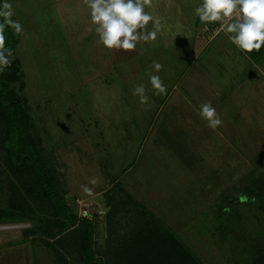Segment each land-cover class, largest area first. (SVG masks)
<instances>
[{
  "label": "rangeland",
  "instance_id": "1",
  "mask_svg": "<svg viewBox=\"0 0 264 264\" xmlns=\"http://www.w3.org/2000/svg\"><path fill=\"white\" fill-rule=\"evenodd\" d=\"M181 1L197 29L192 12L198 0ZM10 2L24 28L14 54L25 78L28 126L42 139L70 211L91 221L94 256L102 264H264V251L256 254L264 247V105L241 96L245 83L239 106L225 101L216 109L223 123L215 130L199 115L203 95L194 97L196 104L189 96L182 105L170 99L158 117L145 70L168 54L157 56L138 44V56L120 61L97 43L94 29L69 39L53 0ZM223 34L216 24L201 25L195 49L185 43L179 59L188 66L206 45L200 61ZM249 55L251 78L259 52ZM236 61L243 80L246 61ZM171 68L163 66L159 74L166 69L170 78ZM256 77L261 86L264 75ZM141 82L145 103L131 92ZM163 83L169 87L170 79ZM114 100L122 106L119 114ZM179 106L183 114L176 119ZM93 178L96 183H89ZM241 193L252 200L239 203ZM2 226L0 264H56V254L60 264L82 263L79 240L69 232L74 227L56 237L22 240L30 224Z\"/></svg>",
  "mask_w": 264,
  "mask_h": 264
},
{
  "label": "trees",
  "instance_id": "2",
  "mask_svg": "<svg viewBox=\"0 0 264 264\" xmlns=\"http://www.w3.org/2000/svg\"><path fill=\"white\" fill-rule=\"evenodd\" d=\"M6 34V46L13 57L10 67L0 73V225L30 224L29 228L22 229V240L34 236L52 238L74 227L69 232L76 233L79 240L76 248L83 256L81 264H102L90 248L91 221L79 219L70 211L60 194L57 176L46 157L42 139L28 126L25 109L28 101L22 97L25 78L20 61L14 54L18 36L9 29H6ZM254 60L257 65L264 61V47ZM253 172L257 175L256 170ZM242 197L249 199L244 203L252 200L248 194L241 193L237 200L239 203ZM243 242L247 247V242ZM257 250L256 254L264 251V247ZM240 253L238 257L241 258ZM244 257L242 261L246 262ZM60 258L56 254V264H60Z\"/></svg>",
  "mask_w": 264,
  "mask_h": 264
},
{
  "label": "crops",
  "instance_id": "3",
  "mask_svg": "<svg viewBox=\"0 0 264 264\" xmlns=\"http://www.w3.org/2000/svg\"><path fill=\"white\" fill-rule=\"evenodd\" d=\"M53 2L55 4V11L60 17L62 30L69 39L84 36L93 31L94 26L90 22L88 9L86 8L83 0H53ZM150 11H152L155 16L160 18L162 34L158 36L157 41L139 45L142 47L146 46L145 48L148 47L151 51H156L155 53L157 56H164L163 54H168L169 59H166V56H164L160 59V61L159 59H156L155 61L160 62L163 66L169 65L173 67L171 68L173 75L170 76V78L168 75L169 72L166 69L163 75L159 74L162 76H160L162 81L164 78L170 79V85L169 87L167 86L166 94L159 95L151 93L149 104L155 105L154 115L159 117L160 114L164 113L165 111L162 106L166 102L169 104L170 99L172 100L171 104H174L175 102V104L182 105L186 103L184 100L185 97H187V99L191 97L193 99L192 101L195 103L194 97L198 96V98L201 99V95L206 97L204 102L200 101L201 103L211 100L212 106L216 109L222 102L224 103L225 101L231 106H239L240 98H242L241 96H243V98H247L249 95L254 98L251 100V103L255 101L264 105V81L261 80L260 86L257 82L259 81L258 77H256L257 75H264V64L259 66L256 63H251V65H254L255 69H252L254 73L250 78L247 71L250 61L245 60L246 63H244V65L246 66H244V70H246V77L244 78H247V80H244V78L242 80L239 77L241 70L239 71L238 63L236 61L238 58H241L229 44L227 38H225L226 35L223 34L222 37L217 40L215 45H211L206 55L200 61L197 60V56L202 53L206 45L201 49L199 48V51H197L195 57H193L194 61L186 66V62L182 60L183 57L180 56L181 59H179V52L182 50V46H184L185 43L188 44L189 42L190 44L193 43L190 47L195 49L193 41L196 36L194 38V35L197 29H201V25L198 23V27L196 29V24H194L186 15L184 3H182L181 0H151ZM67 18H69L68 21L66 20ZM149 27H151V23L149 24ZM107 51L108 56L111 58L119 57L120 61H125V59L130 56V53L131 55L136 54V56H138L137 47L130 52L114 50ZM243 60L244 59H242V61ZM110 61L112 60H109L106 64L107 72L112 71ZM254 78L256 80H254ZM101 81H103V83H107L104 79H101ZM243 84L246 86L245 94H241L240 96L241 87H244L242 86ZM249 88H251V90L248 92ZM172 95H174V97ZM113 103H115L113 105L115 109L113 112H115V114H119L122 106L119 105L117 100H114ZM183 109L180 107L181 112H179V114L176 113L178 115L175 117L176 119L179 118V115L183 114ZM151 112L152 107L150 114ZM171 113L174 114L172 111ZM194 113L196 112L194 111ZM166 115V119H170L169 112L167 113L166 111ZM192 115L193 113H191V116ZM123 117L124 116L121 113V116L119 115V119L122 120Z\"/></svg>",
  "mask_w": 264,
  "mask_h": 264
},
{
  "label": "clouds",
  "instance_id": "4",
  "mask_svg": "<svg viewBox=\"0 0 264 264\" xmlns=\"http://www.w3.org/2000/svg\"><path fill=\"white\" fill-rule=\"evenodd\" d=\"M97 43L105 50L130 52L138 44L157 41L162 34L161 20L151 8V0H83ZM192 15L203 28L211 24L218 25L232 48L242 59L250 60L249 54L260 52L264 47V0H198ZM14 10L10 0H0V73L10 67L13 53L6 46V29L13 35H21L24 28L21 22L13 18ZM151 23V27L149 24ZM163 65L152 61L145 70L147 83L154 94L165 95L167 87L159 73ZM145 83L141 82L131 90L139 97L140 103L147 101ZM199 115L213 130L222 125V120L212 106L211 100L199 107ZM95 184V178L89 181ZM86 193L91 189L84 187ZM247 199L242 197L241 201ZM228 211V209H225Z\"/></svg>",
  "mask_w": 264,
  "mask_h": 264
},
{
  "label": "built area",
  "instance_id": "5",
  "mask_svg": "<svg viewBox=\"0 0 264 264\" xmlns=\"http://www.w3.org/2000/svg\"><path fill=\"white\" fill-rule=\"evenodd\" d=\"M9 226L12 227V226H16V225H8V227H9ZM0 228H5V227L2 226V227H0Z\"/></svg>",
  "mask_w": 264,
  "mask_h": 264
},
{
  "label": "water",
  "instance_id": "6",
  "mask_svg": "<svg viewBox=\"0 0 264 264\" xmlns=\"http://www.w3.org/2000/svg\"><path fill=\"white\" fill-rule=\"evenodd\" d=\"M249 200V199H248Z\"/></svg>",
  "mask_w": 264,
  "mask_h": 264
}]
</instances>
